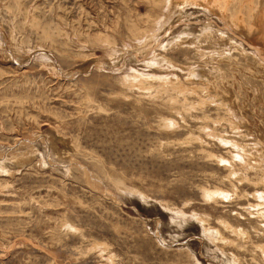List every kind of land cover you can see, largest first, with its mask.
Returning a JSON list of instances; mask_svg holds the SVG:
<instances>
[{
    "label": "rangeland",
    "instance_id": "obj_1",
    "mask_svg": "<svg viewBox=\"0 0 264 264\" xmlns=\"http://www.w3.org/2000/svg\"><path fill=\"white\" fill-rule=\"evenodd\" d=\"M261 15L0 0V264H264Z\"/></svg>",
    "mask_w": 264,
    "mask_h": 264
},
{
    "label": "bare ground",
    "instance_id": "obj_2",
    "mask_svg": "<svg viewBox=\"0 0 264 264\" xmlns=\"http://www.w3.org/2000/svg\"><path fill=\"white\" fill-rule=\"evenodd\" d=\"M225 4H227V3H225ZM230 5V4H229ZM257 12H258V10H257ZM263 13V12H262ZM262 16V18L260 17L259 19H258V22L259 23H264V16L263 15H261ZM257 21V20H256ZM256 21H254V22H256ZM257 22V23H258ZM258 23V24H259ZM251 26V25H250ZM254 26V25H253ZM252 27V26H251ZM260 27H261V25H260ZM263 27V26H262ZM253 28V27H252ZM263 31V30H262ZM262 33V32H261ZM163 62V61H162ZM201 77V76H200ZM263 195V194H262ZM264 197V196H263ZM264 200V199H263ZM231 264V263H230Z\"/></svg>",
    "mask_w": 264,
    "mask_h": 264
}]
</instances>
